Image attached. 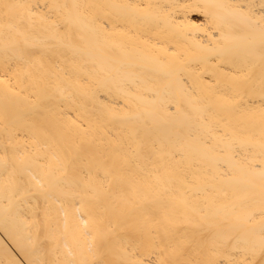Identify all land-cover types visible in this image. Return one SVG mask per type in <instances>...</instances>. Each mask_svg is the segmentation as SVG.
<instances>
[{
  "label": "bare ground",
  "instance_id": "1",
  "mask_svg": "<svg viewBox=\"0 0 264 264\" xmlns=\"http://www.w3.org/2000/svg\"><path fill=\"white\" fill-rule=\"evenodd\" d=\"M0 264H264V0H0Z\"/></svg>",
  "mask_w": 264,
  "mask_h": 264
}]
</instances>
